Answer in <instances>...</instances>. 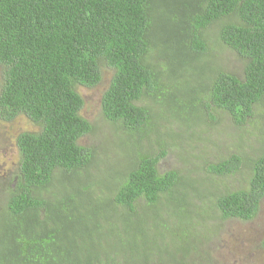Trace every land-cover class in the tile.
Wrapping results in <instances>:
<instances>
[{"label":"trees","instance_id":"trees-1","mask_svg":"<svg viewBox=\"0 0 264 264\" xmlns=\"http://www.w3.org/2000/svg\"><path fill=\"white\" fill-rule=\"evenodd\" d=\"M217 49L237 56L239 73L207 63ZM194 64L199 70L191 74ZM102 67L113 75L101 113L126 135L117 144L125 154L122 164L93 175L97 155L78 144L93 128L80 116L76 88L96 87ZM0 71V120L23 116L38 128L15 142L18 168L0 210V264H81L72 261L73 246H63L55 225L64 223L59 216L82 222L83 209L99 197L110 198L116 213L146 214L144 238L109 252L128 251L125 264H135V255L150 249L147 221L160 233L154 224L162 227L164 208L178 220L177 229L189 224V193L204 182L199 173L216 182L245 171L238 188L206 193L221 220L256 216L264 198V152L254 158L232 152L215 163L190 165L186 175L159 174L165 146L159 144L157 156L146 154L134 137L154 129L159 117L139 105L145 97L161 107L160 116L187 129L210 108L236 127L253 118L264 99V0H0ZM114 228L117 238L123 230Z\"/></svg>","mask_w":264,"mask_h":264},{"label":"rangeland","instance_id":"rangeland-1","mask_svg":"<svg viewBox=\"0 0 264 264\" xmlns=\"http://www.w3.org/2000/svg\"><path fill=\"white\" fill-rule=\"evenodd\" d=\"M214 55L217 60L213 57L207 60V63L215 66L221 63L225 72L234 74L240 72L242 64L235 54L226 50L221 53L219 49ZM198 68L199 66L194 64L189 73L193 74L195 70H199ZM112 75L111 69L102 67L100 83L96 87L76 88L83 100L80 116L93 128L92 133L78 141L80 146L92 148L97 155L99 165H96L93 175L103 171L106 165L111 167L122 164L124 159L122 155L125 154L117 144L126 135L107 122L101 113V98L110 84ZM139 105L150 108L153 115L159 116L153 120L154 129L149 128L141 134L142 136L134 137V141H140V148L146 154L157 156L161 153L159 144L165 146L162 150L166 155L156 166L159 174L175 171L186 175L190 165L198 167L202 161L215 163L232 152H239L251 158L264 152V99L254 107L253 118L240 127H236L227 115L210 108L203 113L204 118L200 124L187 129L168 119L169 115L160 116L161 107L154 105L150 98H143ZM37 130V126L23 116H18L10 122L0 120V210L5 206L11 187L10 182L18 168L16 139L23 132L33 133ZM174 135L181 137L176 139ZM169 136H173L172 139ZM127 148L136 150L131 144ZM193 156L199 159L195 160ZM188 162L193 164L187 165ZM244 173L245 171L240 170L238 174L216 179V182L212 177L199 173L197 178H203L204 182L196 187L200 192L189 193L191 207L187 210L192 212L189 224L177 229L178 220L172 217L171 213H166L164 208L162 227L154 224L160 233H155L152 222L147 221L150 249L140 250L144 255H135L137 260L135 264H140L144 260L145 263L142 264H264V249L261 247L264 239V198L254 219L243 222L219 219L213 209L212 199L206 193L207 190L215 193L218 190L232 191L238 188ZM139 204L144 206L145 203L140 200ZM115 207L110 198L99 197L93 200L87 209H83L80 216L82 222L68 216L65 218L59 216V220H64V223L57 222L55 230L65 248L73 246L69 255L72 261L79 259L81 264H85V260L80 258H86L87 255L96 258L95 262L92 261L93 264H111L108 257L114 259L115 264H125L126 259L130 260L128 251V254L124 255L109 252L118 251L120 246L129 247L133 240L144 238L145 233L140 225L145 221L146 214L142 212L132 216L125 212L116 213ZM83 212L87 223L84 222ZM115 226L122 227L126 236L122 231L115 238L112 233ZM3 227L4 225L0 223V236L4 233ZM91 241L94 243L91 244ZM172 250L176 251L173 257L170 252Z\"/></svg>","mask_w":264,"mask_h":264}]
</instances>
